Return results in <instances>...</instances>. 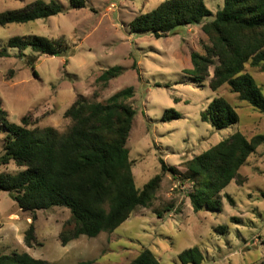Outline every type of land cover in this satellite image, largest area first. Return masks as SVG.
<instances>
[{"label":"rangeland","instance_id":"374dc122","mask_svg":"<svg viewBox=\"0 0 264 264\" xmlns=\"http://www.w3.org/2000/svg\"><path fill=\"white\" fill-rule=\"evenodd\" d=\"M35 1L0 0V13L23 9ZM56 1L64 7L60 15L0 27V110L7 112L11 123L21 124L28 117L31 129L52 127L66 133L71 121L65 112L79 96L105 103L119 91L133 87L135 97L128 103L136 116L127 148L136 187L143 190L162 174L161 158L179 174L164 173L152 207L137 209L114 233L82 236L65 247L59 235L71 218L68 209L37 212L36 240L30 248L25 242L32 223L30 214L22 211L8 192L0 190L1 253H28L51 264L88 260L129 264L149 249L161 264H183L180 254L198 247L204 255L202 264H264V144L242 167L244 184L233 181L223 191L221 212L204 209L195 213L189 199L192 186L181 178L189 160L233 134L240 132L248 139L264 135V114L241 101L229 86L214 92L210 80L200 87L186 74L193 69L192 53L205 55L203 44L209 40L202 26L215 20L224 0H205L212 16L200 25L178 27L162 38L135 31L132 23L165 0H86V7L80 10L72 9L68 0ZM34 36L64 39L70 46L69 54L54 57L31 49L22 54L8 45L14 37ZM117 66L124 69L123 74L103 88L97 79ZM246 71L264 89V70L248 64ZM218 97L235 108L238 124L216 130L202 120V114ZM167 111H175L181 118L164 122ZM1 124L0 120V157L6 138ZM23 170L13 162L0 165V174L15 175Z\"/></svg>","mask_w":264,"mask_h":264},{"label":"trees","instance_id":"16d2710c","mask_svg":"<svg viewBox=\"0 0 264 264\" xmlns=\"http://www.w3.org/2000/svg\"><path fill=\"white\" fill-rule=\"evenodd\" d=\"M68 1L72 9L86 7V0ZM63 12L59 1L37 0L23 9L0 13V27L48 19ZM210 16L212 12L205 0H165L153 11L137 17L132 25L135 31L152 32L162 38L178 27L200 25ZM202 31L209 40L203 44L205 55L192 53L193 69L186 74L200 87L210 80L214 92L229 86L241 101L264 114V89L246 71L248 64L264 70V0H224L223 9L214 21L203 24ZM8 45L22 54L31 49L56 57L67 56L70 51L64 39L53 41L40 36L14 37ZM123 72L122 67H113L104 71L97 82L107 88ZM134 97L133 87L119 91L105 103L79 96L65 112V118L71 121L66 133L52 127L31 129L28 117L21 124L11 123L7 112L0 110L1 130L6 134L0 165L13 162L24 168L15 175L0 174V190L8 192L19 208L31 216L32 223L25 234L28 247L32 248L36 240L39 211L57 207L70 211L71 218L59 235L65 247L82 236L96 238L102 233H114L137 209L152 207L164 173L179 174L161 158L162 174L150 180L143 190L136 187L127 148L136 116L128 101ZM180 118L177 112L167 111L163 121ZM202 120L216 130H224L238 124L240 117L225 98L218 97L202 114ZM263 144L264 135L248 139L238 132L189 160L181 178L192 186L189 199L194 212H221L223 191L233 181L244 184L240 171ZM261 195L264 199V191ZM229 200L233 203L232 198ZM179 259L183 264H202L204 255L195 247L183 251ZM0 264L51 263L28 253L8 255L0 250ZM129 264L161 263L152 251L144 249Z\"/></svg>","mask_w":264,"mask_h":264}]
</instances>
